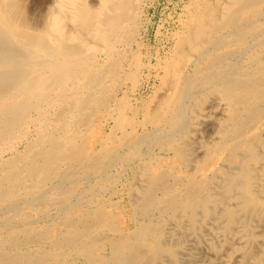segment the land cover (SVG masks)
<instances>
[{
	"label": "bare ground",
	"instance_id": "bare-ground-1",
	"mask_svg": "<svg viewBox=\"0 0 264 264\" xmlns=\"http://www.w3.org/2000/svg\"><path fill=\"white\" fill-rule=\"evenodd\" d=\"M26 2L0 0V264H264V0L189 10L151 118L128 115V93L111 109L119 72L142 69H124L142 0H43L39 19ZM118 163L137 164V210L157 218L107 215Z\"/></svg>",
	"mask_w": 264,
	"mask_h": 264
},
{
	"label": "rangeland",
	"instance_id": "rangeland-1",
	"mask_svg": "<svg viewBox=\"0 0 264 264\" xmlns=\"http://www.w3.org/2000/svg\"><path fill=\"white\" fill-rule=\"evenodd\" d=\"M26 1H27L26 3L28 4V7H29L27 9L28 12L33 13V15H31L29 13L30 16L33 18L34 15H35V18L38 17V19H39L40 18L39 16L43 12L42 11V8H43V5H44L43 2H42L43 0H26ZM142 1H143L141 3L142 5H140V7H139V25H138V34L136 36V41H135L136 43L134 42L135 44H133L132 48H130V49L127 48L128 58H127V60L125 62V64H127V65L124 67V69L126 71H131V68H129L131 66L130 64H132V62L135 61L134 59H136V57H137L139 60H141L142 69L139 72L137 71V75H138V73L140 75H138L139 77H137L138 80L136 79L134 81L131 79V77L125 76L122 73V72H124V70L119 72V74L121 73L120 75L122 77L120 79L121 83H120V85L113 86L114 93L117 95V98L118 97L119 98H118L117 101L115 100V102H111V104H113V105H111V109H113V110L115 109L116 110L117 103L119 104V100L121 98H123L126 93H128V96H129L128 97L129 98L128 102H130V104L127 103L129 105V106L127 105L128 106L127 107L128 115L132 116V114L137 110V113L135 112L134 114L137 115V118H139V117L143 118L142 116H143V113H144V110H145V105L147 103L146 109L149 111L148 118L149 117L151 118L150 115H151V112L153 111V108H155L156 103L158 102V100L164 95L166 87H167V84L164 83V82H163L164 83L163 84L162 83V79H161V77H162V75L164 73V67L163 66L166 64V61H168L169 58L172 56L173 51H175V47L177 45L178 39L184 33V30H183L184 29V24L183 23H186L185 21H187L189 16H190L191 12H189V10L190 11L194 10L195 7H196L195 4L198 3L201 0H148V1L147 0H142ZM32 3H34V4H32ZM38 4H39V6H38ZM192 4H194V5L192 6ZM34 5H35L36 8L34 7ZM30 8L34 12L32 10H29ZM36 13H38V14H36ZM38 19H35V20H38ZM180 26H181V28H180ZM179 33H180V35H178ZM139 39H140V41H139ZM136 46H137V48H136ZM137 51H138L139 54L137 53ZM147 57L150 60L147 59ZM164 58H167V59H164ZM160 59H161V61H160ZM163 59H164V61H163ZM144 63H145V66H144ZM154 67H156V68H154ZM133 71H135V70H132V73H134ZM146 71H148V72H146ZM152 73H154V74H152ZM157 75H158V77H157ZM154 77H156V78H154ZM160 79H161V81H160ZM132 83H135V84L133 85ZM153 84H154V86H153ZM119 88H121V89H119ZM161 89H163V90H161ZM160 91H162V92H160ZM153 92H155V94ZM136 95H138V96H136ZM142 99H143V102L141 101ZM139 101H141V102H139ZM154 101H157V102H154ZM119 106H121V104H119ZM134 106H135V109H134ZM140 106H142V107H140ZM130 110H131V112H130ZM100 113L96 117V121H97L98 124H101V125L103 124V126H104V129L101 131L102 134L103 135H108V133L111 134V132H113V129H114V126H115V121H113L114 119H112L111 117H110V119H106V118L103 117L104 113L103 112H100ZM102 113H103V115H102ZM150 128H151V126H150ZM120 133L121 132H119L118 134H114V135H116V137H119V135H121ZM81 142H83V141H81ZM153 150L155 151V153L156 152L157 153L158 152L159 153L163 152L164 155L167 154V152L165 150V147H162V146H156V147L154 146ZM123 166L124 165H121V163H118L116 166H114L113 168L110 169L111 173L113 175H115L116 179L112 183L110 181L105 182V185H106L105 189L101 192V194H99L98 198L100 199L99 202L104 204V208H105V210L107 212V215H109L110 217H112L113 219L118 221L119 224H120V221H121V224H125V222H126V223H128V226L130 228H133L134 226L138 225L142 220H144L145 217L147 218L149 215L153 216L154 218H157L158 210L152 208L151 211L149 210L150 213L149 214L148 213L145 214V216L142 213L138 212L137 203L135 201V193H136L137 190L134 189V185H135L136 179H137L136 176L138 175V173H136L137 172L136 171L137 164L134 163L133 165H131V166H134L133 168L131 166H128L127 164L124 167ZM112 170H113V172H112ZM115 170H117L118 173ZM130 172H131V174H130ZM116 173H117V176H116ZM124 175H126V176H124ZM132 176L135 177V179ZM98 179H99V177L94 179L95 181H92V182L96 183V182H98L97 181ZM133 182H134V184H132ZM116 183H117V185H116ZM132 186H133V188H132ZM106 188H108V190H106ZM113 188H114V191H113ZM129 192H130V194H129ZM132 197H134V198H132ZM133 202H134V204H133ZM86 207H89V206H86ZM50 211H51L52 214L49 213L45 217L44 216L41 217V216L35 215L39 219H38L37 222L35 221L34 224L37 225L38 227H42L45 224L46 225L47 224H53L55 221H57L58 220V215L56 213L57 209L55 207H52L50 209ZM6 213L7 214H11V212H9V211L8 212L6 211ZM52 216H53V218H52ZM45 220L47 221V223H46ZM20 224L23 225L24 223L21 222ZM108 229L109 228H106L103 231L106 234L113 233V231H111V229L110 230H108ZM46 246H48V245H46ZM102 250L103 249H101L100 253H104V252L107 253V254L110 253L109 252L110 251L109 248H107L105 251H102ZM71 259H72L73 264H86L87 263V260L85 259V257L81 256V255L74 256V258H71Z\"/></svg>",
	"mask_w": 264,
	"mask_h": 264
}]
</instances>
